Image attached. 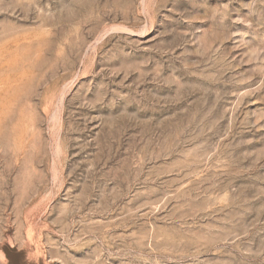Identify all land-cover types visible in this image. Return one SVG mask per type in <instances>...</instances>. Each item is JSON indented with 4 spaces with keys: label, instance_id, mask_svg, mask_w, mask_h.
Segmentation results:
<instances>
[{
    "label": "rangeland",
    "instance_id": "obj_1",
    "mask_svg": "<svg viewBox=\"0 0 264 264\" xmlns=\"http://www.w3.org/2000/svg\"><path fill=\"white\" fill-rule=\"evenodd\" d=\"M0 264H264V0H0Z\"/></svg>",
    "mask_w": 264,
    "mask_h": 264
}]
</instances>
